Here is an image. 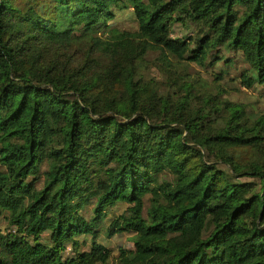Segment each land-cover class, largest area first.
I'll return each instance as SVG.
<instances>
[{
	"label": "trees",
	"instance_id": "obj_1",
	"mask_svg": "<svg viewBox=\"0 0 264 264\" xmlns=\"http://www.w3.org/2000/svg\"><path fill=\"white\" fill-rule=\"evenodd\" d=\"M229 75L264 87V0H0V264L124 232L116 264H264V110Z\"/></svg>",
	"mask_w": 264,
	"mask_h": 264
},
{
	"label": "rangeland",
	"instance_id": "obj_2",
	"mask_svg": "<svg viewBox=\"0 0 264 264\" xmlns=\"http://www.w3.org/2000/svg\"><path fill=\"white\" fill-rule=\"evenodd\" d=\"M110 24L114 28H118L121 30H133L136 28L137 23L133 16L132 10L128 9H121L116 11V15ZM192 29L189 27L187 28L185 25H182L178 22L174 23L171 28V35L173 37H184L186 35H192ZM154 57V55H151ZM222 66L221 62L218 63V66ZM213 68V69H217ZM201 71V75L203 77H208L211 73L212 68H208L207 70L200 69L198 66L191 69V71ZM151 72L154 76L160 78L158 70L155 67H152ZM232 73H234L232 71ZM233 75H229L223 79L222 83L228 89V92L225 96L232 101H241L248 104L250 107H254L257 110H264V87L258 86L257 89H245L240 87L237 80L231 81ZM148 205V202L145 203V206ZM127 205L124 203H118L115 206L108 209V216L105 221V224L109 222L113 218V216L120 214L125 211ZM6 226V219L5 214L0 213V227L5 228ZM132 233L124 232L118 233L111 238H106L104 236H100L97 240L100 243H103L107 246L110 251V257L108 259V264H116V259L118 256L119 248H133L132 244ZM43 239H48V233H45ZM90 238H87L89 241ZM84 248L88 249L89 245L87 244ZM71 254L70 246H66V251L64 255Z\"/></svg>",
	"mask_w": 264,
	"mask_h": 264
}]
</instances>
